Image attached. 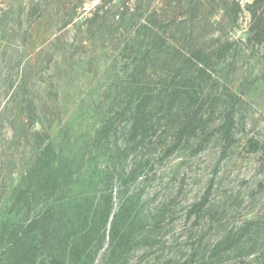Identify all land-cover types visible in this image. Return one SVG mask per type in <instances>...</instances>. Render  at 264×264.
Masks as SVG:
<instances>
[{"label": "rangeland", "instance_id": "1", "mask_svg": "<svg viewBox=\"0 0 264 264\" xmlns=\"http://www.w3.org/2000/svg\"><path fill=\"white\" fill-rule=\"evenodd\" d=\"M254 2L0 0V264H264Z\"/></svg>", "mask_w": 264, "mask_h": 264}, {"label": "trees", "instance_id": "2", "mask_svg": "<svg viewBox=\"0 0 264 264\" xmlns=\"http://www.w3.org/2000/svg\"><path fill=\"white\" fill-rule=\"evenodd\" d=\"M257 1L258 0H255L254 4H256ZM262 26H263V23H262ZM170 109H171V107H168V110H170ZM196 112L197 111H195V113L194 112H190V113H188L186 115L185 120L183 121V124L181 126L182 129H185L186 127H189V125L191 124L192 119H193L194 115L196 114ZM263 149H264V147H263Z\"/></svg>", "mask_w": 264, "mask_h": 264}]
</instances>
